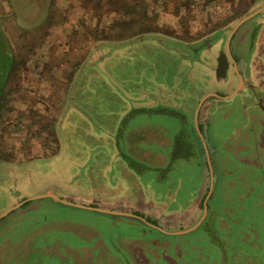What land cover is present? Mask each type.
<instances>
[{"label":"rangeland","instance_id":"1","mask_svg":"<svg viewBox=\"0 0 264 264\" xmlns=\"http://www.w3.org/2000/svg\"><path fill=\"white\" fill-rule=\"evenodd\" d=\"M176 1L178 3L173 8L174 10H172L170 16L174 19L170 18L166 20L164 19V15L166 7L170 5V2L168 4L165 3L163 6L158 5V7H155L153 6V0H0V29L10 42L15 59L19 62L22 69V71L21 69L19 70L21 73L16 72L11 76L10 80L13 79V82L11 81L9 92L14 90L13 94L19 100L24 98V100L26 99L33 103L32 105L38 101L33 94L37 91L35 88L37 87L38 89L39 86L42 87L45 83L47 87H50L49 91L52 93L50 97L53 95L57 96L58 91L65 93L69 90L70 81L75 76V67L73 65L76 61L77 63L75 64L78 65L76 75H78V78L84 74L82 72L83 69L88 65H93L95 67H93L94 72L92 73L95 75H91L96 76V78L101 77L105 79L102 91H104V95L109 94L108 96L113 99L109 98L106 102L104 97L101 96L99 99L100 103L104 102L105 105H115L118 101L125 102V106L128 107L126 111L130 112L125 116L122 129H126V127L138 122L152 124L156 122L166 123L167 120H170L169 116L164 117V115L153 112V99L157 93L155 86L159 80L162 82H165L166 79L170 81L172 77L171 72L175 73L173 66H170L166 72L160 66L167 62H169L168 64L170 62L173 63L177 57H175L174 52H169V54L167 52V55H165V53L159 51L156 54L153 50V42L165 45L166 47L163 46L165 51L169 47L183 43L181 47L186 50L181 49V51L185 54H188L189 51V54L193 55L194 58L196 57L199 43L191 42L185 45L181 40L188 41L199 37L203 32L208 33V31L220 23L223 24L224 19L231 14H235L236 10H243L248 5L246 0H190L187 3ZM261 2L262 0L259 3L257 2L251 10L262 4ZM259 20H262V17L256 19V21ZM234 25L235 22L229 24L226 28L231 29ZM239 34L237 32L236 38L230 44L238 56L237 60L240 69L243 64L242 55L241 52L236 50L235 46L240 40H238ZM210 36L206 35L203 38H210ZM256 42L255 58L253 59L255 63L249 67V73L246 72L245 68H242L245 75L249 74L255 77V82L259 83L260 86L263 84L264 88V63H262L264 62V32L261 34L260 31L259 39ZM89 45L94 51L88 50ZM95 49L98 50L96 51ZM102 59L106 61V64L103 65L102 69H99L97 65L102 63ZM261 59L262 62L260 61ZM30 60H38L45 63V74H42V72V75L38 77V75L33 73L31 70L32 62ZM158 69L162 71L161 75L156 77ZM229 73L232 74V68H230ZM206 75H208L206 67L194 63L189 68V72L184 75L185 93L192 95L195 87L198 89L199 86L202 87L207 84L208 81L206 79L208 76L206 77ZM260 79L263 81H259ZM36 80H39V86L35 85ZM73 81L71 90L75 86V82ZM201 91V89H198L197 94ZM48 101H51L55 105L53 103L54 98L52 100L50 98ZM136 102L141 104L139 106L141 109L146 108V112H133L132 107ZM229 107L234 108V106H229L224 102L222 105H218L215 109L216 111L210 115L208 127L212 137L211 146L218 151L224 146V144L221 146L222 142H220L223 138L219 139L218 135L221 132H223L222 135L229 133L231 129L235 132L236 129L241 127L239 112L229 111ZM119 110L114 107L111 111L117 113ZM98 111L101 113L102 109L99 108ZM34 113L35 109L29 112L31 118H36ZM102 113L104 114L99 116L101 117V121L104 122L100 123L99 129L101 132L106 131L107 128L102 126L103 124H110V117H112L111 122L114 124H120L122 121L119 119L115 120L116 116H108L107 110ZM224 114L226 118H223ZM81 117L85 119V123L87 124H91V122L95 123L92 116L86 117L82 115ZM81 117L75 116L78 121L82 122ZM15 126H19V123L17 122ZM1 127L3 132L11 128L10 126ZM65 127H62L59 134L60 139H62L61 155L74 153L71 146L73 142L67 141L70 135V128ZM115 133L114 138L116 139L118 134L117 132ZM13 142L14 140L11 137L6 138V141L0 137L1 157H6L4 154L5 146ZM95 145L96 143L93 142L89 150L94 148V151H97L99 145ZM81 148V151H85L83 145ZM187 163L190 164V161L188 160ZM30 169L32 173L35 167ZM147 169L149 168L145 170ZM150 171L153 173V169ZM255 171L258 173L262 172V181L258 182V177L253 181L245 178L247 187L242 188L238 186L239 181L236 179L235 182L238 185L235 187L237 191L235 190V193L230 196V202L225 201L228 192H224L226 196L217 195L216 197L218 203L221 205L218 208V220L222 224H219L224 226L231 220L233 225L236 226L235 234L237 233L242 238L238 237L242 241L238 244L244 245L245 253L248 251L249 254H256L258 262L262 261L263 264L264 167L259 171L258 169ZM20 172L22 173V170ZM40 172L44 174L45 170L41 168ZM147 172H142L141 174H146ZM217 172L214 169L215 181L216 176H218ZM172 174H169L171 178L169 179L168 177V184L176 178ZM234 174L235 172L232 171L229 174L231 176L227 178L230 179ZM1 176L0 208L6 203L7 192L10 194H14L16 191L17 193L21 192L22 184L20 174L16 173L14 177L16 180L12 177L6 178L2 174ZM167 176V173L164 172L163 179H154L155 184L158 181H160V184H164ZM205 184H210L209 179H205ZM194 186L195 183H192L190 186L185 184L183 189H177L175 195L178 196V193L182 192V195L186 199L184 202H182L184 197H181L179 203L174 202V200L168 204L171 197L165 193L164 197L167 199L166 210H163V213L159 211L160 215L157 213L153 218L156 221V225L167 232L165 234L161 230L147 227L139 221H133L130 224H127L129 222L125 221H115V224H110L104 221V216L95 212L87 213L85 210L80 211L68 208L54 209L47 206L39 207L37 210H31L26 212V215H22L20 219H23L24 222L23 224L21 223V226H36L40 223L46 224L53 220L63 222L64 219H67L70 222H86L93 225L101 237H104L105 241H109V243L115 240L117 235H121L122 237L127 236V241L132 237L133 239L135 238V241L139 240L138 244L127 243L124 245L129 258H111L108 256L102 260L93 258L90 262L91 264H101V261H103V264H115V261H119L120 264H201L197 257L200 253V248L195 242L196 236L198 233L203 241L208 242L207 239H210L213 235V223L212 221H208V218L202 223L206 215L202 209L176 210L177 208H184V204L190 201ZM248 186L250 187L249 190ZM169 187L172 186L170 185ZM164 190L166 191L165 188ZM215 192L216 190H213L212 196ZM146 195L144 192V200L148 198ZM207 198L208 196L205 201H207ZM209 203L211 202L209 201ZM227 203H231V205L227 207ZM229 216L230 219H228ZM213 219L215 221L216 217L214 216ZM201 223V229L195 236H192L194 234L189 236V233H183L186 230L198 227ZM26 229H31V227H26ZM168 233H172L173 235H169ZM252 235L257 238L255 239ZM36 239L46 241L43 244H48L47 247H52L55 244L57 251L61 253H64L65 246L69 247L73 241L78 246L80 245L79 240L67 230H52L47 232L44 237L41 235L36 237ZM150 239L153 241H150ZM257 239H259V242L251 243ZM141 241H144V243H141ZM33 244H30V249L36 248ZM37 246L39 247V244ZM47 247L43 246V249ZM145 248L147 251L143 253ZM221 248L220 246L219 250ZM204 252L203 249L201 254H204ZM95 254L96 252L94 251L92 256ZM30 255L34 258L33 261H39L36 264H72L70 258L68 259L67 256L63 260L58 259L56 253L49 251H45L44 253L33 250ZM124 256L125 253L122 252L120 257ZM207 256L213 257L210 254ZM225 256L228 259L227 249L225 250ZM221 259L218 264L221 263ZM90 263L86 262V264ZM205 264L213 263L206 262ZM222 264H227V260ZM239 264H249V259L247 261L241 260Z\"/></svg>","mask_w":264,"mask_h":264},{"label":"crops","instance_id":"2","mask_svg":"<svg viewBox=\"0 0 264 264\" xmlns=\"http://www.w3.org/2000/svg\"><path fill=\"white\" fill-rule=\"evenodd\" d=\"M90 45L88 50L94 51ZM163 46L165 45L162 43L156 44L153 42L154 52L157 54L161 51L165 55H167V52L168 54L174 52L175 57L179 58L177 62L179 64H173L174 62L168 64L169 62H167L160 66L165 72L169 70L170 66H173L175 73L171 72L170 81L167 79L165 82L157 81L158 83L155 86L157 93L154 95L153 107L176 106L188 112L186 111L188 103H194L201 94V92L197 94L196 89L193 90L192 95L185 93L184 75L189 72L192 65L189 66L184 60L187 56L182 59V56L176 55L177 49H183L180 45L169 47L166 51ZM202 51L204 53L207 49H202ZM101 62L97 65L99 69H102L103 65L106 64L103 59ZM75 63L77 62L75 61ZM210 65V67H206V71L208 77L212 78L216 65L214 58H211ZM88 66V68L82 70L84 74L78 78V75H76L78 65H76L75 76H73L74 81L72 79L75 82L73 90H71L72 81H70L67 92L58 91L57 96L50 97L52 95L49 91L50 87H47L46 83L42 87L38 84L39 87L36 93H33L38 99L36 104L32 105L33 103L24 100V98L19 100L14 94L7 101L12 108L11 119H7L5 122L0 121V137L5 141L6 138L11 137L14 142L5 146L4 154L6 157L0 156V173L6 178H14L16 173L20 174L22 184L21 192L17 193L16 191L14 194L7 192L6 203L0 208V264H36L39 261H33L34 258L30 255L33 250L56 253L57 258L62 260L67 256L72 264H86V262L90 263L93 258L102 260L107 256L111 258H129L124 245L139 243V240L135 241L133 237L128 242L127 236L122 237L121 235H117V238L109 243V241H105L104 237H101L93 225L86 222H70L67 219H64L63 222L53 220L36 226H21L24 222L23 219H20L22 215L43 206L54 209L85 210L87 213L95 212L104 216V221L110 224H115V221L129 222L127 224L139 221L147 227L161 230L164 234L167 233L160 226L153 225V218L157 213L160 215L159 211L163 213V210H166L165 193L171 198L177 197L175 194L179 187H169L168 177L170 179L171 175L167 176L166 184H155L154 179L157 177L158 168L163 167L166 163V153L170 147V140L177 128L176 122L171 119L167 120L166 123L138 122L130 125L126 127L123 139L119 140L118 146L121 149L117 148L114 136L119 125L112 123V117H110V124H103L102 126L107 128L106 131L101 132L99 129L100 123L104 122L101 121L99 116L107 110L108 116H116L115 120H121L130 111H126L128 107L125 106V102L118 101L115 105L100 103L101 96L104 97L106 102L111 97L108 96L109 94L104 95V91H102L105 79L93 76L95 75L92 73L95 66ZM103 71L105 70L103 69ZM161 71L157 70L156 77L161 75ZM50 98L51 100L54 98L53 103L55 105L48 101ZM140 105L138 102L134 103L132 110L141 109ZM68 107L70 108L68 109ZM114 107L120 110L113 113L111 110ZM99 108L102 109L101 113L98 111ZM105 108L106 110H104ZM33 109H35L36 118H31L29 115V112ZM81 114L86 117L92 116L95 123H85V119L81 117ZM76 115L82 118V122L75 118ZM17 122L19 126H15ZM1 126H10L11 128L3 132ZM64 126L70 128L67 141L73 142L71 143L73 154L61 155L62 139H60L59 134ZM223 140H220V142ZM93 142L96 143L95 146L99 145L97 151H94V148L89 150ZM82 145L85 151H81ZM121 150L146 165L145 167L149 169L136 171L122 158ZM223 157L219 153L214 161L217 165L215 166L218 176H216L214 182L216 192L210 199L212 212L216 217L215 221L213 219V226L219 238L226 241L227 264H239L241 260L247 261L248 259L249 264H262V261L258 262L256 254H249L246 251L247 255L244 245L238 244L242 242L240 240L242 238L237 233L235 234L236 226L233 225L231 220L224 226H221L222 223L218 220V208L221 205L218 203L216 196L225 195L224 192H228L225 201L230 202L229 198L236 190L234 185H238L233 182L236 179L239 181L238 186L247 187L246 176L240 173L242 167L231 158ZM179 166L181 169L182 163ZM34 167L37 169H34V172L37 171L36 174L31 173L30 168ZM41 168L45 170L44 174H41ZM152 169L153 173L150 171ZM146 171H148L146 174H141ZM198 171H195V173L189 172V174L185 172L178 173L175 176L182 185L190 186L195 183L191 192L193 200H198L202 191V176ZM232 171L235 174L228 179L227 177L231 176L229 174ZM1 174L0 177H2ZM172 176L174 175L172 174ZM14 179L16 180V178ZM170 182L173 183V181ZM144 192L148 196L146 200L143 199ZM229 205L231 203H227V207ZM228 219H230V216ZM201 225L194 226L195 228L183 233H189V236L194 234L192 236H195L201 229ZM26 227H31V229H26ZM52 230L69 231L72 236L79 240L80 245L78 246L73 241L69 247L65 246L64 253H61L57 251L55 244L52 247H47L48 244H43L46 241L36 239L41 235L44 237L47 232ZM168 234L173 235L172 233ZM196 237L195 242L200 248V253L197 255L198 261L203 264L206 262L218 264L222 256L219 247L212 243L210 239H207L208 242L203 241L198 233ZM256 242H259V239L251 243ZM31 243H34L35 249H30ZM141 243H144V241H141ZM37 244H39V247ZM43 246L47 248L43 249ZM203 249L205 252L201 254ZM94 251L96 254L92 256ZM146 251L145 248L143 253ZM122 252L125 253L124 257H120ZM208 254L213 257L207 256ZM101 264H103V261H101ZM115 264H120V262L115 261Z\"/></svg>","mask_w":264,"mask_h":264},{"label":"flooded vegetation","instance_id":"3","mask_svg":"<svg viewBox=\"0 0 264 264\" xmlns=\"http://www.w3.org/2000/svg\"><path fill=\"white\" fill-rule=\"evenodd\" d=\"M178 1L182 2V0ZM246 1L248 4L246 8L239 11L236 10L235 14H231L224 19L223 24L220 23L218 26L208 31V33L203 32L199 37L194 39L188 41L181 40L185 45L191 42L199 43L196 57H194L196 59L193 58V55L189 54V51L188 54H185L181 49L176 50V55L182 56V59L187 56L184 60H186L189 66L197 63L205 67H210L211 58H214V62L216 63L212 78L208 77L206 79L208 83L202 87H198V89L202 90L200 97L194 101V103L189 102L188 106H186V111L188 112L176 106H156L175 112L161 114L169 116L170 120L172 119L173 122H176L177 128L173 132L170 140V147L166 153V163L157 170L158 174L155 180L163 179L162 176L164 172H166L167 175H169L168 173H173L176 176L178 173L185 172L189 174V172L195 173V171L199 170L198 172L200 176H202V191L200 192L199 198L198 200H193V198H191L189 202L184 204V208L180 210L202 209V211L206 213L202 223L210 216L209 214L212 213L213 209L209 201L212 198L214 190V169L216 170L217 166L214 161L219 153H221V156L231 158L234 162L239 164V166L242 167L240 173L249 180L253 181L258 177V182H260L262 181L261 176H263L262 172L258 173L255 170L258 169L259 171L264 167V88L263 84L260 86L259 83L255 82V77L249 74L245 75L243 68L249 73V67L253 66L255 63L253 59L255 58L256 41L259 39L260 31L261 34L264 32V0H262V4L255 7L253 10H251L252 7L257 4V2L259 3L260 0ZM165 15L169 16L170 14L165 12ZM260 17H262V20L256 21V19ZM234 22L235 25L231 29L226 28L229 24ZM153 32L157 33L158 31ZM237 32L240 33L238 37V40H240L235 46L236 50L241 52L243 60L240 69L237 60L238 56L235 54L230 44L231 41L236 38ZM206 35L211 36L210 38H203V36ZM202 39H204V43L203 41L200 42ZM179 45L181 47L183 43ZM202 49H207V51L203 53ZM178 61L179 58H176L173 64H179L177 63ZM260 61L262 62V59ZM230 68H232V74L229 73ZM207 76L208 75H206V77ZM259 81L263 80L260 79ZM194 89H196L197 92V88L195 87ZM184 95L186 94L184 93ZM224 102L229 106H234L233 109L229 107V111L239 112L241 127L236 129L235 132L231 129L229 133L222 135L223 132H221V134L218 135L219 139L225 137L221 143V146L223 144L224 146L218 151L211 146L212 137L209 133L208 125L210 115L216 111L215 109L218 105H222ZM123 118L121 120H123ZM223 118H226L225 114ZM183 126L186 129V134L184 136L185 144L183 145H185L186 149L192 145V149L195 151L194 157H186L181 153H175L176 147L174 145V138ZM118 130L119 126L116 131L118 137L115 139V142H118L117 144H119V140L123 139L125 129H121V133H119ZM188 160L190 161L189 165L187 163ZM180 163H182L181 169L179 166ZM205 179H209V185L205 184ZM172 181L173 183H170L172 187L183 189L184 185L179 183L177 178ZM158 183H160V181H158ZM248 188L250 187L248 186ZM182 194L183 193L178 194L177 198L172 197L168 204L174 200V202L179 203L181 197H184ZM207 196V201H205ZM165 200L167 201L166 198ZM184 201H186L185 197L182 202ZM178 209L179 208L176 210ZM211 221L213 223V220ZM153 225L157 226L156 221Z\"/></svg>","mask_w":264,"mask_h":264},{"label":"trees","instance_id":"4","mask_svg":"<svg viewBox=\"0 0 264 264\" xmlns=\"http://www.w3.org/2000/svg\"><path fill=\"white\" fill-rule=\"evenodd\" d=\"M184 1V3L189 2L190 0H182ZM170 5L168 7H166V13H169L170 15H165L164 19H174L171 16L172 10H174L173 8H175V6L177 5V1L176 0H153V6L158 7V5L163 6L165 3H169ZM182 3V2H180ZM188 13V12H187ZM219 19L222 20L221 17H219ZM228 19V18H227ZM114 38V37H113ZM32 62V66H31V70L33 71V73H35L36 75H42L45 74L44 69L46 67V64L43 62H39L38 60H30ZM77 65V64H76ZM76 65L74 64L73 67H76ZM21 69V65L19 64V62L15 59V56L13 54V50L11 47L10 42L8 41L6 35L2 32V30L0 29V121L5 122L7 121V119H11V105L9 104L8 99L12 97L13 95V91H10V85H11V81L13 82V79L10 80L11 76L13 74L17 73H21V71H19ZM30 72V70H29ZM43 72V73H42ZM31 73V72H30ZM42 73V74H41ZM40 84L39 80L35 81V85ZM35 90H37V87L35 88ZM151 110V109H150ZM146 112V108H142V109H136L133 112ZM149 111V110H148ZM153 112L156 113H168L171 112V110L162 108V107H154L153 108ZM171 113H175V112H171ZM125 117L123 118V120L121 121L120 125H119V130L118 132L121 133V129L124 123ZM11 122V120H9ZM185 127L183 126L180 131H178V133L175 135L174 138V145H175V153H181L183 155H185L186 157H194L195 156V151L192 149V145L191 147L189 146L188 149L185 148V141H184V136L186 134L185 131ZM187 138V137H186ZM54 138H53V142H54ZM118 143V142H117ZM117 148H120V146H118L117 144ZM121 149V148H120ZM121 156L123 159H125L127 161V164L133 168H135L136 171H141L142 169H146V165L142 164L141 162L135 160L134 158H132L131 156H129L128 154L124 153L121 150ZM210 216H208L209 220L211 221L214 218V212L209 214ZM153 223H155V221H153ZM210 229L212 230V228L210 227ZM213 235L210 237V241L214 244H216L218 247H222L220 250L222 252V256H221V263L226 262V256H225V250H226V241L221 240L216 232V229L213 227V231H212ZM203 264V263H201Z\"/></svg>","mask_w":264,"mask_h":264},{"label":"water","instance_id":"5","mask_svg":"<svg viewBox=\"0 0 264 264\" xmlns=\"http://www.w3.org/2000/svg\"><path fill=\"white\" fill-rule=\"evenodd\" d=\"M189 230H190V229H189ZM186 231H188V230H186ZM186 231H185V232H186Z\"/></svg>","mask_w":264,"mask_h":264}]
</instances>
